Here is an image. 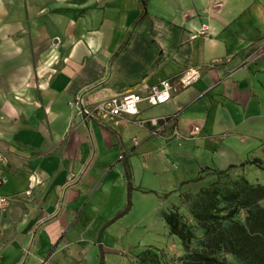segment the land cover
I'll return each mask as SVG.
<instances>
[{
	"label": "crops",
	"instance_id": "crops-1",
	"mask_svg": "<svg viewBox=\"0 0 264 264\" xmlns=\"http://www.w3.org/2000/svg\"><path fill=\"white\" fill-rule=\"evenodd\" d=\"M188 68L195 83L116 123L70 104ZM0 87V264H135L145 191L264 164V0H0Z\"/></svg>",
	"mask_w": 264,
	"mask_h": 264
},
{
	"label": "trees",
	"instance_id": "trees-1",
	"mask_svg": "<svg viewBox=\"0 0 264 264\" xmlns=\"http://www.w3.org/2000/svg\"><path fill=\"white\" fill-rule=\"evenodd\" d=\"M256 166L264 171L261 160L254 158L238 165ZM237 165H229L225 170H212L218 175H225ZM202 171V168L200 169ZM201 176L181 182L200 181ZM264 200V183L252 184L244 177L232 188L221 189L213 183L202 189L191 206V213L207 236L202 248L191 247L192 231L181 220L178 210L164 213L165 223L170 234L176 236L184 249L180 264H221L219 253L234 255L244 264H264V207L259 202ZM125 210L116 217L123 215ZM243 210L245 222L239 223L234 216ZM224 221H228L225 226ZM151 264H164L155 259Z\"/></svg>",
	"mask_w": 264,
	"mask_h": 264
},
{
	"label": "rangeland",
	"instance_id": "rangeland-1",
	"mask_svg": "<svg viewBox=\"0 0 264 264\" xmlns=\"http://www.w3.org/2000/svg\"><path fill=\"white\" fill-rule=\"evenodd\" d=\"M0 89L3 88L0 87ZM182 139L194 138L185 137L178 140ZM235 165L237 166L230 169L225 175H218L212 171L219 169L204 166L201 167L202 171H199L197 175L201 176L200 181L180 183L176 189L171 191H145V231L142 233L140 227L133 230L135 249H139V251L135 250V264H151L155 259L164 264H180V258L185 253L183 246L176 236L170 234L163 217L164 213L173 209L178 210L181 214L182 222L192 231L191 247L202 248L207 236L191 213V206L199 192L213 183L217 184L221 189L232 188L243 177L252 184L264 183L263 170L256 166L247 165L244 168H240L238 167L239 164ZM259 204L264 207V200L260 201ZM144 212L134 209L130 213L128 220L130 222L136 221ZM245 216L246 213L240 210L234 216V220L243 224ZM223 224L226 226L228 221H224ZM138 239L139 242L137 241ZM219 256L225 260L221 264H244L234 255L226 252L219 253Z\"/></svg>",
	"mask_w": 264,
	"mask_h": 264
},
{
	"label": "built area",
	"instance_id": "built-area-1",
	"mask_svg": "<svg viewBox=\"0 0 264 264\" xmlns=\"http://www.w3.org/2000/svg\"><path fill=\"white\" fill-rule=\"evenodd\" d=\"M200 77V70L198 68H188L181 73L176 79H162L157 84L150 86L144 94L129 90L125 93L113 96L107 100L98 102L92 108H87L84 105L82 96L77 97L76 100L71 101L70 104L75 106L79 114L87 118H102L114 121L126 119L127 116H136L139 114L138 106L145 101L150 106H157L163 104L171 99L172 92L177 89V83L187 87L195 83ZM164 123L168 118L161 119ZM149 123L155 128L154 132H160L163 126L160 124V119L151 117L145 120H138L137 124L140 126ZM202 127L198 124L193 125L188 134L185 136L176 127L173 129L171 137L181 139L185 137L196 138L201 134ZM1 159V157H0ZM3 181H0V183ZM29 193L28 191L26 192ZM11 198L0 194V210L5 211L10 205Z\"/></svg>",
	"mask_w": 264,
	"mask_h": 264
}]
</instances>
